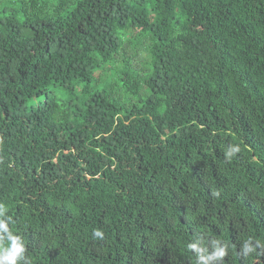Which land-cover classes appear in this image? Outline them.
I'll return each mask as SVG.
<instances>
[{
	"label": "trees",
	"instance_id": "1",
	"mask_svg": "<svg viewBox=\"0 0 264 264\" xmlns=\"http://www.w3.org/2000/svg\"><path fill=\"white\" fill-rule=\"evenodd\" d=\"M0 204L30 264H264V0H0Z\"/></svg>",
	"mask_w": 264,
	"mask_h": 264
},
{
	"label": "clouds",
	"instance_id": "2",
	"mask_svg": "<svg viewBox=\"0 0 264 264\" xmlns=\"http://www.w3.org/2000/svg\"><path fill=\"white\" fill-rule=\"evenodd\" d=\"M239 146L230 148L226 155L230 158L235 152H238ZM8 209L3 204H0V264H30L28 257L26 256V245L23 237L15 234L10 225L14 224L13 217L8 215ZM93 237L104 239L103 231L96 229L93 231ZM212 251L209 252L208 248L203 245V241L189 244V248L194 250L197 254L196 264H212L213 261L222 258L225 255L227 244L221 246V241L213 240L211 242ZM260 246V241L257 240L253 245L251 239L245 241L242 245V254L255 250Z\"/></svg>",
	"mask_w": 264,
	"mask_h": 264
},
{
	"label": "rangeland",
	"instance_id": "3",
	"mask_svg": "<svg viewBox=\"0 0 264 264\" xmlns=\"http://www.w3.org/2000/svg\"><path fill=\"white\" fill-rule=\"evenodd\" d=\"M105 71H102V73H104ZM102 76V78H104L103 74H99ZM98 75V81H97V85L98 86H102V81H101V77Z\"/></svg>",
	"mask_w": 264,
	"mask_h": 264
}]
</instances>
